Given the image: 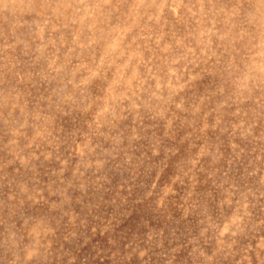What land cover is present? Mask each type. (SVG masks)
Returning a JSON list of instances; mask_svg holds the SVG:
<instances>
[{
	"label": "rangeland",
	"instance_id": "obj_1",
	"mask_svg": "<svg viewBox=\"0 0 264 264\" xmlns=\"http://www.w3.org/2000/svg\"><path fill=\"white\" fill-rule=\"evenodd\" d=\"M231 28L229 0H88L58 20L0 6V73L26 101L0 120V244L264 264V38ZM189 33L193 62L156 47Z\"/></svg>",
	"mask_w": 264,
	"mask_h": 264
},
{
	"label": "clouds",
	"instance_id": "obj_2",
	"mask_svg": "<svg viewBox=\"0 0 264 264\" xmlns=\"http://www.w3.org/2000/svg\"><path fill=\"white\" fill-rule=\"evenodd\" d=\"M41 15L48 20H58L61 16H70L78 9H82L88 0H27ZM108 3L109 0H102ZM212 3V0H208ZM13 0H0V6L8 7ZM231 30L237 40H253L257 36L264 38V0H229ZM198 39L197 35L189 33L182 39H174L162 48L159 41L156 47L168 57H173L175 62L184 60L191 61V44ZM181 54L176 55L177 51ZM167 62V61H166ZM11 69L0 73V120L9 122L15 126L26 113L25 98L20 94L21 81L16 79L15 74L9 75ZM57 247H49L44 243H30L18 231L13 230L5 235L0 244V264H65L58 262Z\"/></svg>",
	"mask_w": 264,
	"mask_h": 264
}]
</instances>
